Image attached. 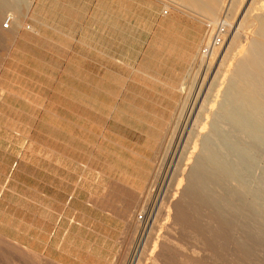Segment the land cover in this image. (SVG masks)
<instances>
[{"label":"rangeland","instance_id":"rangeland-1","mask_svg":"<svg viewBox=\"0 0 264 264\" xmlns=\"http://www.w3.org/2000/svg\"><path fill=\"white\" fill-rule=\"evenodd\" d=\"M227 1L0 0V140L32 129L74 192L55 231L1 217L0 264H264V202L201 150L230 83L264 103V61L239 68L264 0Z\"/></svg>","mask_w":264,"mask_h":264},{"label":"bare ground","instance_id":"bare-ground-1","mask_svg":"<svg viewBox=\"0 0 264 264\" xmlns=\"http://www.w3.org/2000/svg\"><path fill=\"white\" fill-rule=\"evenodd\" d=\"M232 1L233 0L227 1L228 5L226 8H228V11L230 5H232ZM260 5L261 13H264V2H262ZM263 15L264 14L258 16V21L259 18L263 17ZM259 22L261 34L264 36V20H260ZM241 24L239 25L241 26ZM237 29H239V26ZM256 45H259V43L255 40H251L245 55L239 54L240 57H249L252 54L251 51L255 50ZM254 52L255 51H253V53ZM253 55H251L252 58ZM262 60L264 61V52L261 54V56L257 55L251 59L250 63L242 61L239 68L244 69L246 66H252L257 62L262 63ZM240 81L241 80L238 79L239 83H241ZM241 86H246L247 89H242ZM254 91H256V86L253 84L238 85L236 83H230L226 90V97L221 102L220 108L217 109L218 113L216 112L217 114L214 116L213 121L211 122V130L213 131H205V133L201 132L200 134L202 146L201 150L204 152V157H206L207 160L215 163L217 170L235 175L233 178L234 180L245 186L249 191H251L253 195L256 196L258 200H262V202H264V167H262L263 165L261 166V163L264 160V103L255 97ZM260 166L262 167V171L257 174V170L260 168ZM259 203L261 204V201ZM166 220H164V222ZM160 224L164 226V223ZM167 230L168 228L166 231ZM171 230L172 229L169 228V231ZM151 232L153 231L151 230ZM161 245L163 246L164 242H161ZM150 251L147 253L150 254ZM155 251L156 250H154V253ZM147 261H149V259H147ZM153 261L155 260H152L151 262ZM152 264H154V262Z\"/></svg>","mask_w":264,"mask_h":264},{"label":"crops","instance_id":"crops-1","mask_svg":"<svg viewBox=\"0 0 264 264\" xmlns=\"http://www.w3.org/2000/svg\"><path fill=\"white\" fill-rule=\"evenodd\" d=\"M42 110L38 104L36 111ZM32 131L30 128L14 127L1 131L4 137L0 140V219L9 215L37 216L39 208L57 209L48 214L51 216L48 222L55 231L64 217L62 208L69 207L74 192L68 185L55 187L52 158L40 161L30 158L28 151L33 148Z\"/></svg>","mask_w":264,"mask_h":264},{"label":"built area","instance_id":"built-area-1","mask_svg":"<svg viewBox=\"0 0 264 264\" xmlns=\"http://www.w3.org/2000/svg\"><path fill=\"white\" fill-rule=\"evenodd\" d=\"M4 26L5 27H8L9 26V19H7V21L5 22V24H4ZM220 42V37H217V38H215L214 40H213V44H215V43H219ZM210 45H211V43H210ZM208 47H210V46H208Z\"/></svg>","mask_w":264,"mask_h":264}]
</instances>
